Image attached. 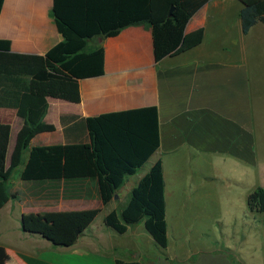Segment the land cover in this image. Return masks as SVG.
Returning <instances> with one entry per match:
<instances>
[{
    "label": "crops",
    "instance_id": "crops-1",
    "mask_svg": "<svg viewBox=\"0 0 264 264\" xmlns=\"http://www.w3.org/2000/svg\"><path fill=\"white\" fill-rule=\"evenodd\" d=\"M243 7L241 0H209L185 30L188 34L204 28L202 43L160 62L155 59L152 31L144 24L126 27L115 37L89 41V49L104 48V74L80 81L79 103L48 98L43 121L56 130L32 140L23 164L8 181L10 199L0 209V264H28L23 256L48 264H116L118 258L142 264L174 263L183 256L180 252L153 263L154 258L141 249V238L149 237L144 221L129 226L123 235L104 223L112 211L121 214L132 190L158 160L164 164L168 237L175 228L170 218L176 212L172 195L181 191L183 206H192L205 185L206 168L213 169L214 177L209 178L220 181L216 170L226 165L223 178L237 187L243 182L230 177L233 167L264 176V24L244 34ZM52 8L53 0H4L0 40L10 41L15 53L45 55L63 41ZM148 107L158 110L160 148L139 171L153 160L150 168L129 176L108 204L92 178L22 179L32 148L89 143L83 119ZM0 123L11 126L9 167L24 120L16 109L0 107ZM182 178L185 182L180 185ZM260 186L264 182L256 188ZM90 213L96 215L95 222L69 248L55 247L23 229L25 217L57 225ZM247 236L232 250L234 257L227 264H264L258 246Z\"/></svg>",
    "mask_w": 264,
    "mask_h": 264
},
{
    "label": "trees",
    "instance_id": "trees-1",
    "mask_svg": "<svg viewBox=\"0 0 264 264\" xmlns=\"http://www.w3.org/2000/svg\"><path fill=\"white\" fill-rule=\"evenodd\" d=\"M209 0H53L52 14L63 41L45 55L12 51L10 41L0 40V107L14 108L24 120L7 166L11 126L0 123V209L9 201L8 181L23 164V154L41 133L56 130L43 121L48 98L81 101L80 81L104 74V48L89 49L97 37H115L129 26L146 25L152 31L157 62L185 53L204 39V28L185 33L192 16ZM244 34L264 24V0H241ZM4 0H0V14ZM172 15L170 16L171 9ZM26 78H30L27 81ZM5 94H8L7 97ZM90 142L31 149L22 173L24 181L95 179L104 204L112 201L129 176L135 175L160 148L156 107L103 114L83 119ZM249 212L264 214V187L247 198ZM86 214L51 225L36 217L22 219L23 229L38 234L55 247L69 248L95 222ZM144 221L155 243L169 246L166 218L164 164L158 160L132 190L128 205L119 215L105 217L107 227L125 234L128 227ZM28 264H48L23 256ZM116 264H142L117 259Z\"/></svg>",
    "mask_w": 264,
    "mask_h": 264
},
{
    "label": "rangeland",
    "instance_id": "rangeland-1",
    "mask_svg": "<svg viewBox=\"0 0 264 264\" xmlns=\"http://www.w3.org/2000/svg\"><path fill=\"white\" fill-rule=\"evenodd\" d=\"M152 162L147 164L145 170L139 171L141 175ZM236 168L230 170V177L242 181L241 186L237 187L223 178L227 166L222 165L220 170H216L220 181L209 178L214 177L213 169L206 168L205 185L200 188L195 198L197 201L192 206H183L181 191L172 195L176 212L170 218H173L175 228L174 232L169 230L168 249L160 248L149 233L148 238L143 236L140 240L141 249L154 258L153 263L165 259L168 253L180 252L184 257H177L174 263L169 264H227L234 257L232 250L244 244L248 234V242L252 240L258 246L260 258H264V214L249 212L247 207V195L256 189L258 183L262 185L264 176L253 170L247 169L245 173ZM184 182V178L179 180L180 185ZM126 244L130 245V242Z\"/></svg>",
    "mask_w": 264,
    "mask_h": 264
},
{
    "label": "water",
    "instance_id": "water-1",
    "mask_svg": "<svg viewBox=\"0 0 264 264\" xmlns=\"http://www.w3.org/2000/svg\"><path fill=\"white\" fill-rule=\"evenodd\" d=\"M173 9H174V8H172L171 11H170V16L172 15V11H173Z\"/></svg>",
    "mask_w": 264,
    "mask_h": 264
}]
</instances>
